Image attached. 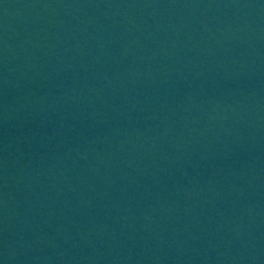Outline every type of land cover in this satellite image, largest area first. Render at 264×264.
Segmentation results:
<instances>
[{"label":"water","instance_id":"obj_1","mask_svg":"<svg viewBox=\"0 0 264 264\" xmlns=\"http://www.w3.org/2000/svg\"><path fill=\"white\" fill-rule=\"evenodd\" d=\"M0 15L153 25L264 58V0H0Z\"/></svg>","mask_w":264,"mask_h":264}]
</instances>
